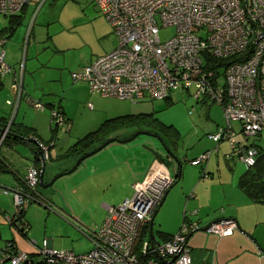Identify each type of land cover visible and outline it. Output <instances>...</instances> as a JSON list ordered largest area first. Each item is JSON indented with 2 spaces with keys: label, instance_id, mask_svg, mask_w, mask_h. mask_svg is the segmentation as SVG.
I'll return each instance as SVG.
<instances>
[{
  "label": "built area",
  "instance_id": "obj_1",
  "mask_svg": "<svg viewBox=\"0 0 264 264\" xmlns=\"http://www.w3.org/2000/svg\"><path fill=\"white\" fill-rule=\"evenodd\" d=\"M31 0H0V14L15 16ZM111 25L116 46L110 52L71 74L74 82H84L90 92L105 98L127 100H164L172 92H190L197 101L209 100L222 106L225 123L209 138L216 144L227 141L229 158H239L246 166L256 163L258 150L244 142L264 133V0H91ZM172 27V37L162 40L161 29ZM7 40L0 36V77L16 74L11 86L12 100L7 104L16 112L23 99V72L18 74L5 62L3 49ZM237 57L223 67H214L213 59ZM35 110L46 105L26 99ZM55 128L63 127L62 112L51 106ZM238 123V128L233 124ZM9 125L1 132L0 144ZM37 140V139H36ZM54 140L45 144L37 140V149L45 160ZM213 149V150H214ZM211 151L191 161L205 163ZM158 169V172L153 173ZM155 170V171H156ZM40 169L31 165L24 183L14 189L3 188L11 196L13 212L5 222L18 233L23 212L37 199ZM204 177L207 175L204 174ZM174 177L165 166L157 165L143 181L134 184V194L117 206H107L102 225L93 232L94 248L77 255L67 249L35 247V254L19 250L6 241L0 247V264H192L189 238L204 228L207 234L221 237L238 231L233 219H222L204 227L184 220L178 231L164 242L150 238L141 241L143 231ZM196 213V210L192 212ZM149 235V233H148ZM34 256H37L36 259ZM261 264L264 253L260 252Z\"/></svg>",
  "mask_w": 264,
  "mask_h": 264
},
{
  "label": "rangeland",
  "instance_id": "obj_2",
  "mask_svg": "<svg viewBox=\"0 0 264 264\" xmlns=\"http://www.w3.org/2000/svg\"><path fill=\"white\" fill-rule=\"evenodd\" d=\"M2 33L10 37H5ZM174 33V28L168 27L161 29L160 37L166 40ZM0 35L7 40L3 48L6 52L5 62L17 72L24 73L20 116L26 113L28 118L36 117L43 119L44 122L48 117L50 127L55 129V121L51 119V108L47 104H52L51 101L61 103L67 111L68 126L58 127L57 137L54 139L56 145L52 146L51 150L55 148L57 151L60 149L64 151L77 139L98 129L107 119H112L107 126L110 130H117L116 134L120 140L128 139L139 131L156 133L157 138L140 134L122 145L127 146L125 154L132 155L140 167L152 163L157 151H165L164 148L171 150L177 157L179 163L174 162L178 168L186 165L191 167L192 158L215 147L216 144L209 135L215 133L218 127L225 123L222 106L216 103L206 99L197 101L190 92L182 91L172 92L170 101L143 100L132 103L102 97L90 92L86 83L72 80L73 72L110 52L116 46L111 25L93 1L31 0L16 16L0 14ZM10 58L14 59L15 65L9 63ZM7 98L12 100V94L9 93L7 96V91L2 90L1 107L7 108L5 105ZM27 98L41 101L46 105V110L35 111L27 103ZM54 107L57 108L56 105ZM14 114L12 109L8 118L11 120ZM138 114H143L142 116L147 118L140 120L138 116L136 118L126 116ZM151 118L153 121L157 120L158 124L152 125ZM140 124L152 126H148L149 130H141L137 126ZM233 125L238 128L239 124ZM44 127L42 137L47 140L51 133L48 127L45 125ZM239 138L244 141L241 135H238L237 139ZM244 143L264 146V140H258L257 137L249 138ZM225 153H230L227 141L221 142L220 152L213 153L212 160L218 161L219 176L228 188L233 180L236 182L239 180L238 177L245 172L246 166L237 157L226 160ZM166 165L169 171L173 170L172 164ZM201 167L200 165L194 167L200 171L199 178L202 175ZM73 174L75 172L61 176L49 186L44 185L52 179L38 185L39 199L45 203L31 202L25 212V219L29 224L28 237L36 241L37 248H43V242L47 238L52 239L54 249H67L77 255L86 254L94 248L91 236L104 220V209L101 206L104 192L100 190L98 191L100 194L86 196L83 202H73L71 191L74 185H77L75 181L81 178L80 173H77L76 177H71ZM91 184L93 183H87L85 187L79 185L78 191L86 194L92 188ZM177 186L178 182L168 190L171 191ZM219 189L223 188L221 186L215 188V192L217 193ZM107 191L105 189V192ZM133 194L134 190L129 198ZM173 203L162 210L154 220L155 240L161 238L158 234L159 222H166L165 227L169 228L176 219L177 202ZM8 204L12 213L10 201ZM86 204L90 206L87 207ZM65 205H68L77 218L64 210ZM61 214H66L67 217ZM8 233L10 232L4 231L2 239L9 238Z\"/></svg>",
  "mask_w": 264,
  "mask_h": 264
},
{
  "label": "crops",
  "instance_id": "obj_3",
  "mask_svg": "<svg viewBox=\"0 0 264 264\" xmlns=\"http://www.w3.org/2000/svg\"><path fill=\"white\" fill-rule=\"evenodd\" d=\"M4 34L2 33L5 37H10L6 33ZM9 63L14 64V59L10 58ZM14 72L17 74L19 73L15 69ZM15 75L12 73L0 78L2 82L0 92L5 90L7 91V96H9V93L12 94L11 86ZM6 100L10 99L7 98ZM51 102L52 104L48 103L47 105L49 107L56 105L66 119L65 125L68 126L69 119L64 106L61 103L56 104L53 101ZM5 105L7 108L0 106V116L10 120L8 117L12 111V107L7 106V104ZM20 105L21 104H19L11 120L14 121L15 124L21 126L19 130L23 127L30 128L37 140L46 144L53 135L49 118L47 117L44 122L43 119L36 117L28 118L26 113L20 116ZM2 111L5 113L2 114ZM44 125L49 128L51 133L50 138L47 140L42 137V131L45 128ZM143 129L144 128H141V130ZM56 133L55 137H57ZM112 137L119 138L116 133L113 134ZM256 137L258 140H264L262 133ZM239 141L244 143L242 138H239ZM123 144L124 143L120 142H114V144L110 143L102 150L85 158L80 163L78 168L74 171L75 174L71 176L76 177V175H78L77 173L81 174L79 181H75L77 185H74L71 191V200L73 202H83L86 196L100 194L98 191L102 190V192H104V196L102 197L104 198L101 206L104 209V219L107 215V206H117L116 204H121L124 200L129 199V195L134 190L133 186L135 183L143 181L151 174L152 170L157 165L165 166L169 171L170 169L165 163H170L172 164L173 170L169 171V173L173 177H175L178 172L180 173L179 180L177 181L178 186L171 191H169V188L166 192L164 202L157 208L158 211L154 220H156L158 214L162 210L166 209L167 206L173 202H177L176 219L169 228L165 227L166 222H159L160 230H158V234L161 238L156 241L164 242L166 239L172 237L178 231L184 216H186L188 220L198 221L202 227L218 220L233 219L238 221L240 227L247 235L239 230L233 235L226 237L207 234L203 231L192 234L188 241L192 264H261L260 251L264 250V203L253 201L238 186L239 180H237V182L233 180L228 188L224 185L223 179L219 176L220 165L217 160H215V162L212 160L213 153L220 152L221 143L217 150L210 155L209 161L206 164L207 177L201 176L202 179L199 178L200 171L194 168L196 166L188 167L186 165L178 168L172 157L163 150L157 151L156 158H154L152 163L140 167L138 166V161H136L132 155L125 154V152H127V150H125L127 146H122ZM34 145L33 143L15 138H8L0 144V159L6 163L4 164L5 167L0 170V247L6 241L12 240L19 250L29 253L32 256L35 254V247L31 244L33 240L28 237V231L26 235H21L4 220L5 215L11 214L8 204V201H10L11 204V196L2 193V189H14L23 185L27 169L34 164L36 156H39L40 150ZM55 145L56 143L54 146ZM258 146L264 149V146ZM62 150L63 149L58 151L55 150V148L52 150L50 149L49 158L45 160L43 182H49L53 177L66 172L76 164L78 157H62L61 155L67 148L64 151ZM52 151L53 154H51ZM204 152L206 151L198 154L201 155ZM224 156H226V160L232 159L228 157L227 153H225ZM39 167L41 168V166ZM239 178L240 177H238V179ZM87 183H93L91 184L92 188L87 191L86 194L79 192V185L82 184V187H85ZM220 186L223 189L217 190L218 192L216 193L215 188H219ZM105 189L108 190V193L105 192ZM37 191L40 193L38 187ZM7 199L8 201H6ZM86 205L87 207L90 206V204ZM63 208L68 213L72 214L73 217L75 216L68 205H65ZM195 209L197 210V214L192 213ZM61 215L67 217L66 214ZM75 218L77 217L75 216ZM4 231L5 233L8 231L10 232L8 233L10 235L9 238L4 237L5 239H2ZM46 240L49 247H52V239L47 238Z\"/></svg>",
  "mask_w": 264,
  "mask_h": 264
},
{
  "label": "trees",
  "instance_id": "obj_4",
  "mask_svg": "<svg viewBox=\"0 0 264 264\" xmlns=\"http://www.w3.org/2000/svg\"><path fill=\"white\" fill-rule=\"evenodd\" d=\"M10 29H13V28H10ZM2 32H4V31H2ZM213 60H214V67H223V66H225L227 64H230V63H232L234 61L239 60V58L232 57V58H227V59H213ZM1 86H2V82L0 80V90H1ZM164 100H169L170 101V96L168 98L164 99ZM148 101H153V100H148ZM137 102H139V101H137ZM134 103H136V102H134ZM142 115L143 114L126 115V116H128L130 118L131 117L136 118V116H138V117H140V120H144V119L147 118V117L144 118ZM144 115H148V114H144ZM109 121H112V119H107L104 123H102L100 125V127L98 129H96L93 132L88 133L87 135H85L82 138L77 139L71 146H69L67 148V150L61 156L62 157H78V158H80L81 156H84L88 152H90V151L96 149L97 147H99L106 140H108L110 138H116V137H112V136H113V134L116 133L117 130L115 131V130H110L109 129V127L107 126ZM133 121H136V120H133ZM137 121H139V120H137ZM151 121H153L152 118H151ZM151 124L155 126L156 124H158V121L154 120ZM7 125H9L8 133L6 134V136H5L4 140L2 141V143L8 138H13V137L10 136V133H14L16 135L24 136L26 138L37 139L35 137V135L32 133V131L30 130V128L23 127L22 129L19 130V128L21 126L15 124L14 121H12V120L9 122V120H7V118L1 117V116H0V137H1L2 130ZM152 125H150V124H146V125L140 124V125H137V126H139L138 128H140V129L144 128L146 130H149L148 126H152ZM51 131L53 133L52 138L46 144H49L51 141H53L55 139V133L58 131V128L51 129ZM15 139H17V138H15ZM34 146L37 148L36 144ZM252 146H255L257 148V150H258V154L256 156V163H255L254 166L246 168L245 172L239 178L238 186L253 201L258 202V203H264V149H262L261 147H259L256 144H252ZM213 149H212V153L215 150H217V149H214V150ZM230 153H231V151H230ZM230 153H228L227 155H229ZM198 157H196V158H198ZM196 158L190 160V162L195 160ZM232 159H234V157H232ZM208 161H209V159L205 163L200 165V166H202V175H201L202 177H204V174L207 175L206 164H207ZM163 163H165V162H163ZM4 164H6V163H4V161L0 159V170H2L3 167H5ZM165 164H167V163H165ZM33 165L38 167L40 169V171H41V168L39 167V166H41V160H40L38 155L36 156L35 162H34ZM193 166H195V165H193ZM196 166H198V165H196ZM179 177H180V173L178 172L177 175L174 177L173 184H175L179 180ZM36 197H37V199H39L38 191L36 193ZM26 210L23 212V214L21 216V219H22L21 221L24 222V226L18 227V231H19V233L21 235H26L27 231L29 230V224H28V222L25 219ZM194 214H197V210H196V213H194ZM184 220H188L186 216H184L183 221ZM188 221H191V220H188ZM195 222H198V221H195ZM149 228L150 227L147 226L146 229L143 231L142 236H141V241L144 240V239L150 238V236L148 235V233L150 232ZM154 240H155V235H154ZM166 240H168V239H166ZM8 241L14 243L12 240H8Z\"/></svg>",
  "mask_w": 264,
  "mask_h": 264
},
{
  "label": "water",
  "instance_id": "obj_5",
  "mask_svg": "<svg viewBox=\"0 0 264 264\" xmlns=\"http://www.w3.org/2000/svg\"><path fill=\"white\" fill-rule=\"evenodd\" d=\"M3 131V130H2ZM140 134H145V135H149V136H152V137H155L157 138V135L151 133V132H145V131H139L137 132L134 136L128 138V139H125V140H120L118 138H110L108 140H106L103 144H101L99 147H97L96 149L88 152L86 155L84 156H81L80 158L77 159L76 161V164L73 166V168H71L70 170L64 172V173H61V174H58L56 175L54 178H52V180L44 185V186H49L51 185L52 183H54L59 177L63 176V175H66V174H70V173H73L77 168L78 166L80 165V163L87 157L89 156H92L93 154L97 153L98 151L102 150L104 147H106L108 144L110 143H113V142H120V143H127L129 141H131L132 139H134L137 135H140ZM10 136L13 137V138H17L19 140H23L25 142H29V143H33V144H37V140L34 139V138H26L24 136H20V135H16L14 133H10ZM165 152L170 155L172 157V159L176 162V163H179L177 157L174 155V153L169 150L168 148H164ZM39 158L41 160V171H40V176H39V184L40 185H43V175H44V171H45V158H44V153L43 151H39ZM164 199H165V196L163 197L162 201L160 202L159 206H161L164 202ZM157 211L158 209H156L153 217H152V220L149 224V236H150V239H154V232H153V224H154V218H155V215L157 214ZM237 222V225H238V230L241 231L242 233H244L245 235H247L246 232H244V230L240 227L238 221ZM200 231H203L204 232V228L201 229ZM261 250V249H260ZM260 252L264 253V250H261Z\"/></svg>",
  "mask_w": 264,
  "mask_h": 264
},
{
  "label": "bare ground",
  "instance_id": "obj_6",
  "mask_svg": "<svg viewBox=\"0 0 264 264\" xmlns=\"http://www.w3.org/2000/svg\"><path fill=\"white\" fill-rule=\"evenodd\" d=\"M155 170H156V169H155ZM155 170L153 171V173L158 172V169H157L156 171H155Z\"/></svg>",
  "mask_w": 264,
  "mask_h": 264
}]
</instances>
